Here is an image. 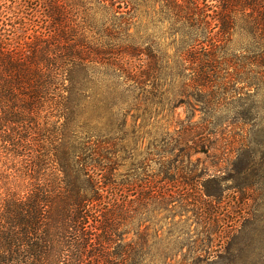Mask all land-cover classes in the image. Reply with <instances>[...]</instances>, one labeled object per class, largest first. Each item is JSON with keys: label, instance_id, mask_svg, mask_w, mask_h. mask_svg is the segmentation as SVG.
<instances>
[{"label": "trees", "instance_id": "1", "mask_svg": "<svg viewBox=\"0 0 264 264\" xmlns=\"http://www.w3.org/2000/svg\"><path fill=\"white\" fill-rule=\"evenodd\" d=\"M142 9L177 30V59L142 42ZM238 34L247 44L234 53ZM164 76L181 77L180 96L203 113L242 98L261 109L264 0H0V264H148L147 232L127 235L159 192L119 174L113 104L99 92L154 96ZM247 119L227 135L264 134L260 112ZM205 123L176 133L219 134ZM172 182L159 193L167 209L180 203Z\"/></svg>", "mask_w": 264, "mask_h": 264}, {"label": "rangeland", "instance_id": "2", "mask_svg": "<svg viewBox=\"0 0 264 264\" xmlns=\"http://www.w3.org/2000/svg\"><path fill=\"white\" fill-rule=\"evenodd\" d=\"M161 18L152 9H142L136 28L142 42L154 41L162 57L175 60L186 44ZM246 40L238 34L229 48L237 53ZM180 78L161 77L164 86L154 96L118 87L111 97L101 85V99L113 104L119 174L146 175L160 194L175 180L172 190L180 202L167 209L159 193L154 195L142 221L140 214L131 221L127 237L138 241L139 232H147L148 264H264V134L255 128L243 138L227 135L237 127L231 123H244L249 112L264 116V95L255 99L261 103L258 110L251 111L253 100L242 98L206 114L195 98L180 96ZM105 115L107 121L110 115ZM191 123H205L219 134L180 138L176 132L181 125ZM180 143L199 149L182 152Z\"/></svg>", "mask_w": 264, "mask_h": 264}]
</instances>
